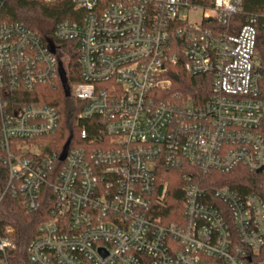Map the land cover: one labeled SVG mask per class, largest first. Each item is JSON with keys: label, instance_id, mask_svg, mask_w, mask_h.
Returning <instances> with one entry per match:
<instances>
[{"label": "built area", "instance_id": "obj_1", "mask_svg": "<svg viewBox=\"0 0 264 264\" xmlns=\"http://www.w3.org/2000/svg\"><path fill=\"white\" fill-rule=\"evenodd\" d=\"M69 1L73 20L46 36L0 19V161L8 169L0 202L10 194L26 213L50 205L28 243L30 262L264 264V199L210 177L264 167L254 17L230 32L241 0ZM70 42L80 74L70 93L83 107L79 145L61 159L63 143L43 145L58 133L56 110L13 104L10 94L61 83ZM179 63L210 78L204 100L170 93ZM161 166L184 174L182 216L168 212ZM15 245L12 226L0 223V264Z\"/></svg>", "mask_w": 264, "mask_h": 264}, {"label": "trees", "instance_id": "obj_2", "mask_svg": "<svg viewBox=\"0 0 264 264\" xmlns=\"http://www.w3.org/2000/svg\"><path fill=\"white\" fill-rule=\"evenodd\" d=\"M3 2L0 19L6 22L18 21L24 23L41 36L51 33L53 27L62 21L73 20L75 10L69 0H1ZM200 6H210L212 0H189ZM253 16L256 28V52L261 63L260 89L264 102V0H241L239 10L232 14L229 20L230 32H236L242 27L248 17ZM68 68L66 72V85L55 79L52 83L37 86L31 92L12 93V103L19 106L25 104L48 105L53 107L59 117V129L56 135L47 137L50 147L79 145V126L75 118L82 109L83 104L74 99L70 93L72 87L80 82L77 53L68 44ZM67 53V51H66ZM172 88L170 93H177L184 100L202 101L210 91V78L206 76H191L184 69L182 63L177 64L171 74ZM160 97L165 98V92ZM264 135V119L262 124ZM73 139L76 142L73 143ZM52 140H55L53 143ZM54 144V145H53ZM210 177L219 179L215 185H226L239 192L256 193L264 199V171L258 175L244 168H236L229 173L211 172ZM159 185L167 182L170 215L182 216L183 195L182 186L185 185V177L181 170L166 169L160 167L157 173ZM8 181V169L0 161V195L4 191ZM170 198V199H169ZM50 205L44 201L40 209L33 213H26L22 203L5 194L0 202V223L13 228V236L16 241L14 248L7 252L9 264H34L30 262L27 246L35 235L38 225L50 218ZM165 217V210L161 212ZM172 219V218H171ZM173 220V219H172Z\"/></svg>", "mask_w": 264, "mask_h": 264}, {"label": "water", "instance_id": "obj_3", "mask_svg": "<svg viewBox=\"0 0 264 264\" xmlns=\"http://www.w3.org/2000/svg\"><path fill=\"white\" fill-rule=\"evenodd\" d=\"M60 80H61V83L63 85H66V77H65V74L63 72H60ZM66 149H67V145L64 147V151H63V154L61 156V159L64 158ZM263 171H264V167H261V168L257 169L255 171V173L258 174V175H260Z\"/></svg>", "mask_w": 264, "mask_h": 264}, {"label": "rangeland", "instance_id": "obj_4", "mask_svg": "<svg viewBox=\"0 0 264 264\" xmlns=\"http://www.w3.org/2000/svg\"><path fill=\"white\" fill-rule=\"evenodd\" d=\"M46 144H48V141H45V143L43 144V145H46ZM46 147V146H45Z\"/></svg>", "mask_w": 264, "mask_h": 264}]
</instances>
